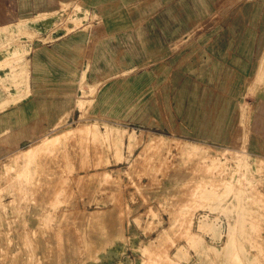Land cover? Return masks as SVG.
I'll return each instance as SVG.
<instances>
[{
	"label": "rangeland",
	"instance_id": "rangeland-1",
	"mask_svg": "<svg viewBox=\"0 0 264 264\" xmlns=\"http://www.w3.org/2000/svg\"><path fill=\"white\" fill-rule=\"evenodd\" d=\"M54 15L73 28L98 17L73 2ZM210 24L220 28L219 16ZM262 43L235 135L248 133L245 97L264 89ZM20 57L2 65L13 79ZM80 102L78 117L0 157V264H264V156L242 136L198 145L93 117Z\"/></svg>",
	"mask_w": 264,
	"mask_h": 264
},
{
	"label": "crops",
	"instance_id": "crops-1",
	"mask_svg": "<svg viewBox=\"0 0 264 264\" xmlns=\"http://www.w3.org/2000/svg\"><path fill=\"white\" fill-rule=\"evenodd\" d=\"M70 2L97 14L92 25L57 22ZM263 34L264 0H0V41L15 37L0 50V157L78 117L80 100L93 117L198 145L242 136L263 157L264 89L245 97L248 133L234 134ZM15 49L13 79L2 65Z\"/></svg>",
	"mask_w": 264,
	"mask_h": 264
},
{
	"label": "bare ground",
	"instance_id": "bare-ground-1",
	"mask_svg": "<svg viewBox=\"0 0 264 264\" xmlns=\"http://www.w3.org/2000/svg\"><path fill=\"white\" fill-rule=\"evenodd\" d=\"M89 130V129H88ZM79 133V132H78ZM77 133V134H78ZM79 135H81V134H79ZM79 135H78V137H79ZM58 140V139H57ZM56 141V140H55ZM43 144V143H42ZM151 144V143H150ZM49 145H50V143H49ZM46 146V145H45ZM48 147V146H47ZM43 149H44V147H43ZM241 152H243L244 153V151H241ZM86 168V167H85ZM78 177V176H77ZM79 177H80V175H79ZM194 184V183H193ZM59 227V226H58ZM242 249V248H241ZM238 257V256H237Z\"/></svg>",
	"mask_w": 264,
	"mask_h": 264
},
{
	"label": "built area",
	"instance_id": "built-area-1",
	"mask_svg": "<svg viewBox=\"0 0 264 264\" xmlns=\"http://www.w3.org/2000/svg\"><path fill=\"white\" fill-rule=\"evenodd\" d=\"M61 11V10H60ZM96 19V18H95ZM94 22V21H93Z\"/></svg>",
	"mask_w": 264,
	"mask_h": 264
}]
</instances>
